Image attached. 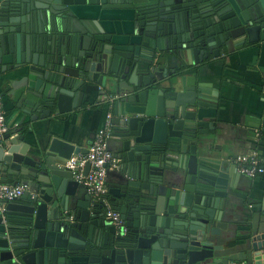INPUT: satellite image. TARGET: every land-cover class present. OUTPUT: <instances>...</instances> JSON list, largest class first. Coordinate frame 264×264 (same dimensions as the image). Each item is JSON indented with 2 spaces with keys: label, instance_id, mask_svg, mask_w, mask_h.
Wrapping results in <instances>:
<instances>
[{
  "label": "water",
  "instance_id": "water-1",
  "mask_svg": "<svg viewBox=\"0 0 264 264\" xmlns=\"http://www.w3.org/2000/svg\"><path fill=\"white\" fill-rule=\"evenodd\" d=\"M27 13L45 26L23 38ZM231 41H264V0H0V86L6 74L26 77L22 98L40 119L81 109L84 86L104 89L124 151L148 183L111 192L129 228L124 236L103 205L81 200L85 187L62 147L23 157L15 140L0 137V184L30 189L0 210V264H264V225L233 244L213 210L228 181L206 159L203 137L215 128L219 97L187 77L152 71L171 45L191 49L197 61ZM159 160L165 171L180 164L179 183L166 191L165 171L152 169Z\"/></svg>",
  "mask_w": 264,
  "mask_h": 264
},
{
  "label": "crops",
  "instance_id": "crops-1",
  "mask_svg": "<svg viewBox=\"0 0 264 264\" xmlns=\"http://www.w3.org/2000/svg\"><path fill=\"white\" fill-rule=\"evenodd\" d=\"M24 16L26 17H21L19 21L23 38L27 30L32 32L35 28H44V21L42 23L33 14L27 13ZM178 29V34H181L179 27ZM65 42L69 43L68 40ZM63 44L65 43H59V46ZM226 47H219L218 55L199 54L196 61L191 49L183 47L175 50L171 45L161 53L152 71L162 78L179 76L181 80L182 77H187L193 84L196 82L197 87L203 88V92L219 97L220 109L215 128L209 129V136L203 137L207 139L203 144L208 150L206 159L209 158L211 165L220 167L228 181L225 196L221 198L218 208L213 210L216 214L221 213L222 223L228 225L226 236L229 241L238 244L243 242L251 227L264 225V41L246 44L244 47H238L231 41ZM200 51H204V48H200ZM23 78L26 77L18 72L6 74L1 78L0 86V96L9 125L8 133L2 138L10 137L15 140L17 150L23 151V157L61 147L71 156L69 160L84 155L83 152L88 151L96 134L103 128L107 113L111 112L114 128L108 146L115 156L117 166L108 172V193L105 200L117 210L112 191L119 194L126 183L148 184L141 179L143 168L140 169V163L130 161L124 151L126 139L119 132L118 124L114 123L118 118L107 102V92L104 89L97 88L96 85L84 86L79 90L82 94L81 109L40 119L38 114H30L32 109L28 105V99L22 98V94L29 95L27 87L21 88ZM6 89L9 92L5 93ZM178 89H181V85ZM205 121L208 123L209 120ZM252 151H257L263 160V172L256 179L240 175L235 163L237 157ZM150 168L147 165L144 171L148 173ZM153 168L158 172L165 171L160 160L153 164ZM176 169H180V164L176 163L172 170ZM173 171H165L164 191L170 189L177 180L179 183L180 177ZM83 190L79 195L81 200L90 197L93 205H103L95 200L87 188ZM101 223L103 221L100 216L99 224Z\"/></svg>",
  "mask_w": 264,
  "mask_h": 264
},
{
  "label": "built area",
  "instance_id": "built-area-1",
  "mask_svg": "<svg viewBox=\"0 0 264 264\" xmlns=\"http://www.w3.org/2000/svg\"><path fill=\"white\" fill-rule=\"evenodd\" d=\"M113 114L107 113L103 128L96 134L94 142L84 155H80L70 160L69 167L73 170L74 179L87 188L96 201H100L105 209L107 219L116 228L118 234L128 235L129 228L119 211L115 210L110 203L105 200L108 193L107 177L110 169L117 166V161L113 153L109 150L108 141L113 133ZM9 131L3 101L0 96V137ZM256 136H259L257 134ZM237 170L240 175L251 179H256L263 172V160L257 151L235 159ZM90 165L89 173L85 170ZM30 191L25 185L0 184V210L4 202H12L20 199ZM230 264H247L245 262L233 261Z\"/></svg>",
  "mask_w": 264,
  "mask_h": 264
},
{
  "label": "flooded vegetation",
  "instance_id": "flooded-vegetation-1",
  "mask_svg": "<svg viewBox=\"0 0 264 264\" xmlns=\"http://www.w3.org/2000/svg\"><path fill=\"white\" fill-rule=\"evenodd\" d=\"M112 206V205H111ZM113 207V206H112ZM105 210V209H104ZM106 214V213H105Z\"/></svg>",
  "mask_w": 264,
  "mask_h": 264
}]
</instances>
